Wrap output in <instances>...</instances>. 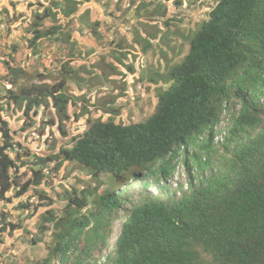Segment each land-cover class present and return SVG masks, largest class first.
<instances>
[{
	"label": "trees",
	"instance_id": "16d2710c",
	"mask_svg": "<svg viewBox=\"0 0 264 264\" xmlns=\"http://www.w3.org/2000/svg\"><path fill=\"white\" fill-rule=\"evenodd\" d=\"M99 1L46 0L32 12L30 24L26 18L18 24L15 18L20 13L15 11L14 0L0 9L6 14V18L0 16V25L6 26L5 34L0 28V39L4 37L3 47L7 48L0 70L7 81L13 85L15 77L30 76L21 63L40 60L44 49V55H54L50 63L56 59L61 65V80L54 84H22L12 90L8 101L22 109L24 116L36 115L43 107L57 115H68L67 109L77 96L65 91L66 86L86 77L82 71H92L83 61L73 66L72 61L90 52L82 48L74 33L84 25L102 39L113 29L110 17L99 11L94 19L84 18L90 16L89 5ZM163 3L165 0H153L149 5L150 0H138L136 5L159 17L164 15L160 10ZM168 21L162 23L169 26L172 20ZM125 27L121 28L124 33ZM155 27L153 32H133L142 52L152 46L151 38L161 31ZM184 33L181 37L189 47L181 61L165 71L150 68L141 74V79L164 84L154 86L156 100L144 119L87 118L82 131L73 136V145L58 152L56 167L65 160H75L94 180L100 182V174L107 172L114 182L122 183L149 176L147 170L162 179L171 176L178 164V149H184L181 164L186 187L183 189L179 182V196L175 192L164 199L152 196L132 206L121 224L113 254L103 264H264V0H217L207 19ZM114 59L125 64L120 55L114 54ZM223 105L231 116L220 129L215 124ZM0 120L4 138L0 144L3 199L8 189L16 187L15 182H9V170L17 164L8 152L13 146L10 132L14 131L1 115ZM57 127H61L59 122ZM84 191L83 199L68 196L64 214L52 220L55 242L38 264L49 263L54 254L64 257L77 229L84 235L81 251L88 250L90 257L93 252L87 238L99 247L106 242L112 207L119 206L124 198L117 202L118 196L109 197L104 190L96 200L98 209L78 215L87 196ZM105 210L106 217L102 216ZM0 220L4 223L0 230L14 227L5 218ZM76 264L81 262L77 260ZM87 264H94V259Z\"/></svg>",
	"mask_w": 264,
	"mask_h": 264
},
{
	"label": "rangeland",
	"instance_id": "374dc122",
	"mask_svg": "<svg viewBox=\"0 0 264 264\" xmlns=\"http://www.w3.org/2000/svg\"><path fill=\"white\" fill-rule=\"evenodd\" d=\"M10 1L0 0V9L2 10L5 6L9 5ZM14 1L16 3L15 11L18 14L20 13L19 17L15 18L19 21L18 24H23L22 18H26V22L30 24L33 18L32 12L40 8V5L44 4L46 0ZM215 1L181 0L179 5L177 0H165V4L163 3V6L160 8L164 15H159V17H155V13H152L150 10L147 11L144 8H136L134 10L127 7V10L122 14V11L126 8L112 6L106 2L103 4L99 1L98 3L102 5V9L98 5L96 9L100 14L110 17L112 21L110 23L113 26L112 32L105 33L104 37L100 39V37L97 38L90 32V28L80 25L81 29L76 31L74 36L80 39L83 49L87 48L91 50L84 59L88 68L92 69L91 72L98 70L96 73H102L103 76L94 77L90 75L92 74L91 72L88 73L86 72L87 70L82 71L86 77H82V79L77 78L71 85L66 86L65 91L76 94L77 97L74 98V103L67 109L68 115L66 114L65 116L55 114L49 107L41 108L36 115L24 116L22 109L16 108L5 98V95H10L6 91V88L10 84L7 81L8 77L4 75V71L0 70V115L7 120L10 130L14 131V133H11V141L14 142V145L8 150L11 156H14L16 153H19V156H21L16 161V164L20 167L12 170V177L19 181L20 184L26 180L31 182L28 192H25L20 197L14 198V190H10L7 193L9 202L0 201V208L3 207L8 210V219L17 225L18 222L21 224L11 232H1L0 264H38V262H41L42 258L47 254V244L51 241L52 223L39 226V223L42 222L39 212L44 210L46 201L48 202L50 199H52L50 206L55 212H59L62 208L61 206L65 204V194L70 192L72 187L80 189L83 185L81 179L78 177L73 179L72 177L74 176V172L78 171L75 167L77 166L76 163L74 165L73 162L63 161L59 170H54L53 165H51L53 161L45 165L44 163L36 164V156H48L56 152L60 145L70 146L72 144L71 136L82 131L87 118L100 116L103 119L113 117L116 120L125 118L132 121H140L144 119L145 115L152 110L154 101L156 100L154 86L157 87L162 85V83L159 81L155 85L150 81L141 79V74L146 73L147 70L150 71V68H159L165 71L166 67L170 64L179 62L186 53L187 44H182L177 35L188 31L193 25L196 29L202 20L206 18L209 9L214 5ZM152 3L153 0H150L149 5ZM83 8L84 6L81 7V9ZM96 12H89L90 16L87 15L84 18L94 19ZM0 16L6 18L5 13H0ZM166 19L172 20L169 26L162 23ZM151 20H158L159 23L149 24L148 22ZM89 22L92 23L93 21L89 20ZM124 25H126V33L121 30ZM155 26L161 29L158 34L165 31L166 37L159 41L162 43L161 46L157 42L154 47L148 49L146 52H142V45L138 40V36L134 35L135 29H138L139 32L141 30L153 32L156 28ZM0 28L2 34H5L6 26L0 25ZM68 28L69 32L71 27ZM180 28L185 31L183 32ZM2 39L4 37L0 39L1 65L7 58L3 52L7 48L3 47ZM166 41L169 43V46L165 44ZM42 46L46 47V44ZM56 51H58V48ZM45 52H47L46 49H44L40 60L35 59L31 64L28 63V60L21 63L26 73L30 74V76H25L24 74L23 76L15 77L11 89L17 90L22 84L30 85L39 84L40 82L52 85L57 80H61L59 79L61 77L59 70L60 63L56 59H53L50 63V59L54 58V55H49L48 53L44 55ZM114 54L123 57L126 64L121 65L115 61ZM113 61L114 63H111ZM80 62V58L79 60L72 61L73 66L80 64ZM92 63L97 66V69L92 66ZM114 64L117 67H114ZM130 66L133 71L129 70L128 67ZM155 79H158V76H155ZM138 80L142 82H138ZM81 111H83V114L79 115ZM111 114L115 115L112 116ZM52 118H54L55 122L61 123V128L66 129V135L60 134L61 128L58 129L56 123H50ZM1 127L0 120V144L4 140L1 136ZM26 152L29 153L26 154ZM39 168H42L43 172H47L43 173V176H47V181L36 184L35 180L37 176L33 169L39 172ZM176 170L177 172L169 183L170 186L166 183L163 185L153 184L146 186L142 184L143 180L131 184L133 189L128 191L125 201L113 212V215L117 217L114 220L117 221L114 223L115 230L118 229L119 219L122 216L124 217L126 210L133 205L141 203L149 196H159L164 199L166 198L164 196L174 192L173 187H176L179 181L183 182L185 178L182 164L178 165ZM193 176L197 177L199 175H195L194 173ZM42 196L48 199H41ZM26 199H29L31 204H36V207L33 208L31 206L26 209L18 204L21 201L24 202ZM40 199L43 201H40ZM88 208H93V205L87 207V209L84 208L83 212L87 211ZM45 226L47 230H40V227L43 229ZM83 237V231H76L75 241L72 244L80 243ZM113 237L114 234H111L100 247L95 245L91 238H87V243L90 244L93 255L90 257L85 253L86 251H80V248H78L71 257L67 258L68 262L71 264L75 263L78 256L81 264H87L89 260L99 258L102 254L105 255L114 242ZM83 248H87V246ZM55 259L51 260V264L54 263Z\"/></svg>",
	"mask_w": 264,
	"mask_h": 264
},
{
	"label": "clouds",
	"instance_id": "9594fccd",
	"mask_svg": "<svg viewBox=\"0 0 264 264\" xmlns=\"http://www.w3.org/2000/svg\"><path fill=\"white\" fill-rule=\"evenodd\" d=\"M100 1H103V3L104 2H106L107 3V1L106 0H100ZM138 0H112V3L110 4V5H112V6H122V7H124V8H126L127 9V7H130L129 9H131V8H133L134 10H136V8H137V5H136V2H137ZM140 1V0H139ZM166 1H168V0H166ZM178 2H179V5H180V3H181V0H177ZM217 2V0L215 1V3ZM215 3H214V5H215ZM213 5V6H214ZM212 6V7H213ZM211 7V8H212ZM210 8V9H211ZM209 9V10H210ZM89 11H90V13L92 12L91 11V8L89 7ZM209 12V11H208ZM207 16H208V13H207ZM207 16H206V18L205 19H207ZM158 33H160V31L158 32ZM156 34L155 35V37H153V38H151V42H152V46L150 47V48H152V47H154L156 44H157V42H158V45L159 46H161L162 45V43L161 42H159L161 39H164L165 37H166V35H165V31H163L161 34ZM182 34H185V33H181V34H178L177 36H178V38L180 39V41L181 42H183L184 44L186 43L187 44V49H186V53H187V51H188V41H186V40H184L182 37H181V35ZM95 36V35H94ZM167 42V41H166ZM165 42V43H166ZM168 46H169V43L167 44ZM149 48V49H150ZM87 49V48H86ZM91 51V50H90ZM90 53V52H89ZM88 53V54H89ZM185 53V54H186ZM87 54V55H88ZM184 54V55H185ZM87 55H86V57H87ZM85 57V58H86ZM85 58H80L81 59V61H83V62H85ZM181 61V60H180ZM124 62H125V60H124ZM176 63H178V62H176ZM93 64V63H92ZM125 64H126V62H125ZM124 64V65H125ZM92 66H94V68H96L97 69V66H95L94 64L92 65ZM96 72H98V70H96ZM8 80V79H7ZM8 83L10 84V86L9 87H7L6 88V91L11 95V92H12V90L13 89H11V87H12V84L8 81ZM42 83H45V82H42ZM162 83V82H161ZM157 84V83H156ZM162 85H164L163 83H162ZM162 85H159V86H162ZM163 87H165V86H163ZM9 95V96H10ZM9 96H7V95H5V98L7 99V100H9ZM10 102V101H9ZM232 109L234 110V111H236L237 109H238V105H236L235 107H232ZM227 111V109H226V107H225V105H223V111H222V114L220 115V118H219V120H218V122L215 124V127H218V128H220V129H223L226 125H227V123H228V121H229V118H230V113L229 112H226ZM230 111V110H229ZM147 115V114H146ZM145 115V116H146ZM97 118V117H96ZM103 119V118H102ZM52 120H54V118H52ZM51 123V122H50ZM56 123V125H57V123H58V121H56L55 122V120H54V124ZM53 124V123H52ZM61 124V123H60ZM58 129H60L61 127H57ZM64 129V128H63ZM11 133H14V132H10V134ZM222 133H224V131L222 132ZM60 134L61 135H63V133H62V129H61V131H60ZM77 134H79V132H77V133H75V134H73L72 136H71V140H72V144L70 145V146H66V145H60L59 146V148H58V150L56 151V152H53L52 154H50V155H48V156H36V164H43L44 163V165L46 164V163H50V161H53V162H51V165H53V168H54V170H59V168H60V166L62 165H60L59 167H56V165L58 164V162L60 161V160H58V152L60 151V149L61 148H63L64 146L66 147V148H70L72 145H73V136H75V135H77ZM64 135H66V129H65V134ZM4 141V140H3ZM2 141V142H3ZM12 142V141H11ZM13 143V145H14V142H12ZM17 144H19L18 142H16ZM8 151V150H7ZM9 152V151H8ZM184 152V149H183V147H180L179 149H178V153H179V155L177 156V162H178V164L176 165V167H175V170H174V172H173V174H171V176H169V177H167V178H164V179H162V178H159L158 176H157V174L156 173H153V172H151L150 170H147V173L149 174V176H143L142 177V179H137V178H135V179H132V178H129V179H127L126 181H124V182H122V183H116V182H114L113 181V178H112V176L109 174V173H107V172H105V173H101L100 174V177H101V179H100V182L98 181V180H94V179H92L91 178V176L89 175V173H88V170L86 169V168H83L82 167V165H80L77 161H75V160H65V161H68V162H73L74 163V165H75V163L77 164V166H75L76 168H77V170L78 171H75L74 172V176H72L73 177V179H75V178H79V179H81V183L83 184L82 186H81V188L80 189H77V188H75V187H72L71 188V191L70 192H68L67 194H65V197H64V199H65V204L63 205V206H61L62 208L59 210V212H55V210L50 206V204H51V202H52V199H50L48 202L46 201V204L44 205V210H42L41 212H39V215H40V217H41V219H42V222L41 223H39V226H41V225H43V224H51L52 223V230H51V233H50V235H51V241L47 244V249H48V246L49 245H53L54 244V242H55V240L53 239V219L54 218H58V217H61L63 214H64V207L67 205V203H68V196L69 197H75V198H79V199H83V191L84 192H87V196H86V198H84V200H85V203H84V205L80 208V210H79V213H78V215H81V214H86V215H89L90 214V212L91 211H95L96 209H98V205L99 204H97L96 202V200H99V197L100 196H102V193L104 192V190L106 191V193H108L107 194V196H109V197H115L116 198V196H118V201L117 202H119L122 198H124V201H125V199H126V197H127V195H128V191L129 190H131V189H133V186H131V184H133V183H137V182H139V181H141V180H143V182H142V184L143 185H146V186H150V185H153V184H158V185H163V184H167V185H169L170 186V181L172 180V178L174 177V174L177 172V167H178V165H180L181 164V162H183L182 161V155H181V153H183ZM29 152H26V154H28ZM14 158H16V161L18 160V159H20V157L21 156H19V153H16L14 156H13ZM39 157H42V158H40L39 159ZM20 166L17 164V165H15V166H13V167H11L10 168V170H9V175H10V178H9V182L11 181V182H15V184H16V187H11L10 189H8L5 193H4V195H3V199H0V201H2V202H4V201H6V202H9V200H8V196H7V193L10 191V190H14V198L15 197H20L22 194H24L25 192H28V189L30 188V185H31V182H28V180H26V181H24L23 183H19V181H17V180H15L13 177H12V170H16L17 168H19ZM182 168L184 169V175H185V178H184V180H183V182H181V183H183V189L186 187V173H185V168H184V166L182 165ZM39 170V172L37 171V170H35V169H33V171H34V173L36 174V176H37V178H36V180H35V183L36 184H40V183H44V182H46L47 181V176H43V173H47V172H43L42 171V168H39L38 169ZM40 175H42V177H40ZM83 175V176H82ZM177 181H179V180H177ZM180 182V181H179ZM35 186H37V185H35ZM18 190V191H17ZM173 190H174V192H175V194L177 195V196H179V192L181 191V189L180 188H178L177 187V184H176V187H173ZM17 192H19V193H17ZM72 192H74V193H72ZM149 197H152V196H149ZM41 199H48L47 197H44V196H42L41 197ZM40 199V201H43V200H41ZM89 199V200H88ZM116 200V199H115ZM123 201V202H124ZM107 203H110V201H108ZM18 204H20L21 206H23L24 208H29V207H36V204H31V202H29V199H26L24 202H19ZM89 204V205H88ZM121 204L122 203H120L119 204V206L117 205V206H113L112 207V210H111V212H110V216L112 217V223H111V227H110V233L108 234V236H107V239L110 237V235L111 234H114V242H113V244L111 245V248L109 249V250H107V253L105 254V255H101L99 258H94V264H103L107 259H108V256H110V255H112L113 254V251H114V246H115V242H116V238H117V236L119 235V232H120V229H121V224H122V222H123V220L125 219V216H126V214L128 213V211L132 208V207H130L128 210H126V214L124 215V217L122 216L120 219H119V226H118V229L117 230H115V224L114 223H116L117 221H114V220H116L117 219V217H115L114 215H113V212L116 210V209H118L120 206H121ZM140 204V203H139ZM91 205H93V208H88V210L86 211H84L83 212V209L84 208H86L87 209V207H90ZM136 205H138V204H136ZM134 206V205H133ZM8 213V210L6 209V208H0V218H5V222H10V223H13L14 224V227L12 228V229H6V230H0V239H1V232H11V231H13L14 229H16L17 227H19L21 224H19V222H18V225L17 224H15L14 222H12L11 220H9L8 219V217H9V215L7 214ZM108 212H107V210H105L104 212L102 211V216H105L106 214H107ZM106 217V216H105ZM3 224L4 223H2V221L0 220V228L3 226ZM42 227H40V230H43V231H45V230H47V229H45L46 228V226L45 227H43V229H41ZM112 230H113V232H112ZM114 230H115V233H114ZM76 231H79V229H77V230H75L74 231V233L72 234V237H70V242H69V249L66 251V254H65V256L63 257V255H60V254H54V256L52 257V259L53 258H56L55 259V261H54V263L53 264H71L70 262H68V260H67V258H69V257H71L76 251H77V249L78 248H80V251H81V247L84 245H81L79 242H77L76 244H72L74 241H75V235H76ZM81 231H83V230H81ZM107 239H106V241H107ZM38 241V240H37ZM73 241V242H72ZM48 252V251H47ZM88 256H89V251H87V252H85ZM47 255V254H46ZM45 255V256H46ZM44 256V257H45ZM77 256V255H76ZM43 257V258H44ZM75 257V256H74ZM42 258V259H43ZM51 259V260H52ZM100 259H102V260H100ZM74 260H75V258H74ZM76 260H78V256H77V258H76ZM46 264V263H45ZM47 264H51V261L49 262V263H47ZM72 264H76V262L74 263H72Z\"/></svg>",
	"mask_w": 264,
	"mask_h": 264
},
{
	"label": "crops",
	"instance_id": "0c3cea01",
	"mask_svg": "<svg viewBox=\"0 0 264 264\" xmlns=\"http://www.w3.org/2000/svg\"><path fill=\"white\" fill-rule=\"evenodd\" d=\"M102 3H103V1H101ZM104 4V3H103ZM99 6L100 7V9H102V5L100 4V3H98V2H96L95 4H93V5H89V7L91 8V11L92 12H94V11H98L97 9H96V6Z\"/></svg>",
	"mask_w": 264,
	"mask_h": 264
}]
</instances>
